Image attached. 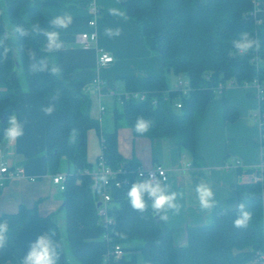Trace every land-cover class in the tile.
<instances>
[{
	"label": "trees",
	"instance_id": "trees-1",
	"mask_svg": "<svg viewBox=\"0 0 264 264\" xmlns=\"http://www.w3.org/2000/svg\"><path fill=\"white\" fill-rule=\"evenodd\" d=\"M120 2L138 24L146 47L162 57L164 68L185 77L179 82L188 92L176 90L177 84L168 89L164 77L130 80L135 90L149 93L148 99H123L122 111L115 114L116 127L123 120L133 130L139 115L152 122L143 137L154 140L178 136L180 144L195 153V123L202 118L219 85H244L254 80L264 83V31L255 16L256 8L264 10V0H259L258 6L253 0H174L172 10L161 8L157 0ZM44 20L39 5L32 0H0V87L6 88L0 93V143L6 139L3 128L25 90L54 100L65 114L66 123L54 131L55 145L48 152L51 173H61L64 161L74 166L73 173H67L65 202L60 211L65 217V236L56 220L60 212L40 216L34 207L3 214L0 221L8 223L9 231L7 245L0 249V264H20L30 244L45 232H54L55 239L67 243L70 254L62 255L59 264H249L255 250L264 247V181L238 186L239 202H244L252 213L247 228L233 226L236 209H214L205 225L188 228L186 247L174 245L172 230L150 210L141 213L130 206L126 192L136 181V174L129 176V185L112 189L109 213L114 223L106 228L98 223L91 180L82 174L84 169L93 168L87 161V133L90 129L100 133L99 122L90 117L91 101L82 86L69 79L59 52L51 54L61 68L59 78L29 71L30 55L33 58L36 53L37 60L46 57L40 53L42 35L31 31V26L38 24L44 30ZM7 24L13 28L21 25L29 35L15 34L11 38ZM242 31L260 41L259 49L230 54L234 52L232 40ZM177 101L182 103L180 109L175 108ZM260 110L264 113V97ZM100 135L104 140L101 150L110 167L137 168L120 155L116 132ZM116 245L123 249L121 258L109 255ZM135 251L141 253L142 262L135 255L127 256V252Z\"/></svg>",
	"mask_w": 264,
	"mask_h": 264
},
{
	"label": "crops",
	"instance_id": "crops-1",
	"mask_svg": "<svg viewBox=\"0 0 264 264\" xmlns=\"http://www.w3.org/2000/svg\"><path fill=\"white\" fill-rule=\"evenodd\" d=\"M32 1L39 5L45 18L44 30H54L50 23L53 13L67 12L73 16L69 28L57 29L64 42V48L59 51L61 65L68 70L69 79L81 85L89 97L90 117L99 122L100 133H117L118 151L129 165L145 169L162 165L168 172L166 183L170 189L182 194L179 199L183 206L181 214L168 221L162 220L172 230L174 245L186 247L188 228L208 222L212 211H201L195 200L194 188L201 181L212 187L217 201L215 209H236L240 203L238 186L251 182L263 161L262 131L256 119L262 103L258 90L252 84H226L224 89L218 90L202 118L195 123V153L186 150L178 136L154 140L135 137L123 120L117 127L115 122L116 112L122 111L123 95L141 91L135 90L130 80L164 77L168 89L172 90L185 77L168 72L162 57L146 47L138 24L127 15L120 0ZM157 1L166 10H172L175 5L174 0ZM206 1L200 0L201 3ZM93 3L99 8L96 26L89 25L92 19L89 7ZM111 7L122 8L127 19L111 16ZM256 18L263 29L264 10L257 12ZM117 27L122 30L119 37L105 35V29ZM13 29L7 24L11 38L16 34ZM92 32L97 33V40L92 41L86 50L78 37ZM103 52L113 56L114 62L99 67L97 60ZM31 63L33 58L30 55ZM5 90L0 87V93ZM50 103L55 104V111L46 116L41 109ZM13 114L24 124L25 131L22 137L14 141L5 139L1 143L0 166L6 164L10 170L20 168L23 173L9 178L0 189V216L34 207L40 216L57 214L64 206L65 196L60 186L53 182L52 177L58 173H51L49 169L48 152L55 145L54 131L66 123V116L54 100L26 90ZM100 133L96 129L87 133V161L91 167L96 166L101 154ZM64 164L70 168L66 161ZM61 173L71 174L63 167ZM63 216L60 212L57 222ZM58 225L65 226V217Z\"/></svg>",
	"mask_w": 264,
	"mask_h": 264
},
{
	"label": "clouds",
	"instance_id": "clouds-1",
	"mask_svg": "<svg viewBox=\"0 0 264 264\" xmlns=\"http://www.w3.org/2000/svg\"><path fill=\"white\" fill-rule=\"evenodd\" d=\"M109 14L113 17H120L127 19L124 10L120 7H111ZM50 21L54 30H42L40 24L32 25L31 31L38 36L42 35L43 42L40 47V53L46 54L45 58L36 59V53H33V63L29 66V71L35 73H48L52 76L60 77L61 68L52 58L51 54L59 52L64 48V42L61 40L60 32L57 29H67L73 23V16L70 13L64 12L62 14H51ZM13 31L20 37L29 35V30L21 25H17ZM119 27L112 29H105V35L108 38H115L121 35ZM260 41L254 38L248 31H242L235 39L232 40L233 53L230 54H246L253 49H259ZM8 51L7 49L5 50ZM53 99H56L54 97ZM42 112L46 116H51L55 111V104L50 103L42 107ZM152 126L150 120L137 116L133 131L143 137ZM25 126L13 114L7 120L3 128V135L6 139L14 141L24 135ZM159 176L164 177L163 172H158ZM166 180V177H165ZM195 200L203 212H210L217 207L215 194L208 184L200 182L194 188ZM182 194L172 191L166 182L155 176L145 178L143 173L137 175L136 181L131 188L127 190L126 197L130 206L138 211L145 212L150 210L151 213L159 219L168 221L171 217L179 216L182 212L183 206L179 203ZM252 219V213L247 209L244 202H240L235 210V218L233 226L237 229L247 228ZM9 225L6 221H0V249L5 248L8 242ZM54 232H45L37 237V239L30 244L27 254L22 255L20 264H59L61 256L66 254L67 243L63 239H55Z\"/></svg>",
	"mask_w": 264,
	"mask_h": 264
},
{
	"label": "built area",
	"instance_id": "built-area-1",
	"mask_svg": "<svg viewBox=\"0 0 264 264\" xmlns=\"http://www.w3.org/2000/svg\"><path fill=\"white\" fill-rule=\"evenodd\" d=\"M254 5L258 6L259 0H253ZM261 9L256 8L255 9V16L257 12H259ZM99 12V8L95 3H93L89 7V13L92 17V19L89 21L90 26H96L97 25V15ZM97 40V33H82L78 37V41L82 44L84 49H89L90 43L92 41ZM114 62V57L111 56L108 53H101L98 57L97 64L99 67H105ZM229 85L233 86L235 85L233 82H229ZM248 84V83H246ZM252 84L260 93L263 99L264 95V83L259 82L258 80H254L253 82L249 83ZM183 84L181 82L177 83L176 90H180L187 94L188 89L183 88ZM224 85H219L218 89L222 90L224 89ZM148 92H128L125 95H123V99L125 100H133L137 102H144L148 99ZM153 104H157V100L153 99ZM175 107L180 109L182 107V103L180 101H177L175 103ZM257 122L259 124V127L262 131V138L264 137V113L259 110L257 114ZM102 142L104 140L101 139V147ZM264 152V147H262ZM0 150H1V143H0ZM259 171L255 173L252 177V181L255 183L263 182L264 181V153H263V161L258 169ZM158 172H163L165 175L164 177L159 176ZM23 173V170L20 168H17L15 170H10L9 166L4 164L0 166V188H3L6 184V181L9 178H12L14 176H18ZM139 173H143V176L145 178L149 176H155L159 179H161L162 183L166 182L168 180V172L167 170L162 166L158 165L157 167L153 169H145L142 167H137L135 170H129L125 167H121L118 170H114L112 167H110L104 158L103 152L101 150V154L97 160V164L93 168H86L82 171V174L87 175L91 180L92 185V191L95 197V204L98 210V223L103 225L104 228L112 225L114 223V218L109 213V207L110 202L112 199V189L115 188H122L123 186H127L130 184V175ZM121 177V178H118ZM166 177V180H165ZM53 182L56 185H59L61 190H65V183L68 179L67 174L58 173L52 177ZM100 204V206H98ZM104 238L107 239V236ZM124 252L120 245H116L112 248L110 252V257L113 258H121L123 256ZM253 264H264V247L263 249H260L256 252L254 257V263Z\"/></svg>",
	"mask_w": 264,
	"mask_h": 264
},
{
	"label": "rangeland",
	"instance_id": "rangeland-1",
	"mask_svg": "<svg viewBox=\"0 0 264 264\" xmlns=\"http://www.w3.org/2000/svg\"><path fill=\"white\" fill-rule=\"evenodd\" d=\"M3 11H5V8H4ZM263 29H264V23H263ZM109 118L110 117H105V119H109ZM102 130H104V129L102 128ZM63 170L65 172L70 171L71 174H72L73 171H74V166L73 165H70V168H68L67 164H64ZM92 199H93V201L95 200L94 194H92ZM63 219H64V216L62 218H59L58 219V222L60 223ZM60 227H61L62 235L65 236V226H60ZM67 249H68L67 253L70 254L68 246H67ZM256 250H255V253L257 252ZM132 255H135L136 258H137V260L139 262H142V256H141V253L139 251L127 252V256H132ZM253 263H254V258L252 259V261L249 264H253Z\"/></svg>",
	"mask_w": 264,
	"mask_h": 264
},
{
	"label": "water",
	"instance_id": "water-1",
	"mask_svg": "<svg viewBox=\"0 0 264 264\" xmlns=\"http://www.w3.org/2000/svg\"><path fill=\"white\" fill-rule=\"evenodd\" d=\"M18 67V65H16V68ZM4 120H5V117L3 116L2 117V122H4ZM98 206H100V204H98Z\"/></svg>",
	"mask_w": 264,
	"mask_h": 264
}]
</instances>
